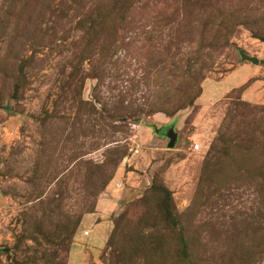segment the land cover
<instances>
[{"label": "rangeland", "instance_id": "rangeland-1", "mask_svg": "<svg viewBox=\"0 0 264 264\" xmlns=\"http://www.w3.org/2000/svg\"><path fill=\"white\" fill-rule=\"evenodd\" d=\"M0 264H264V0H0Z\"/></svg>", "mask_w": 264, "mask_h": 264}, {"label": "water", "instance_id": "water-1", "mask_svg": "<svg viewBox=\"0 0 264 264\" xmlns=\"http://www.w3.org/2000/svg\"><path fill=\"white\" fill-rule=\"evenodd\" d=\"M241 58L243 60L251 62L252 64H257V58L256 57H252V56L241 53ZM164 134H165L166 138L168 139V147L169 148L173 147V145L175 144V141H176V133L172 130L171 127H169Z\"/></svg>", "mask_w": 264, "mask_h": 264}, {"label": "trees", "instance_id": "trees-1", "mask_svg": "<svg viewBox=\"0 0 264 264\" xmlns=\"http://www.w3.org/2000/svg\"><path fill=\"white\" fill-rule=\"evenodd\" d=\"M153 129H154V132H156V133H158L160 135H163V133H162L163 130L162 129H156L155 127H153Z\"/></svg>", "mask_w": 264, "mask_h": 264}]
</instances>
